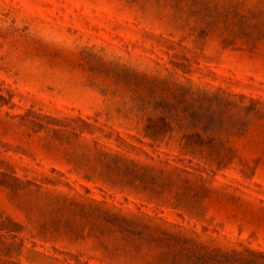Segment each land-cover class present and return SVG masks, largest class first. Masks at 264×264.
<instances>
[{"label": "rangeland", "instance_id": "obj_1", "mask_svg": "<svg viewBox=\"0 0 264 264\" xmlns=\"http://www.w3.org/2000/svg\"><path fill=\"white\" fill-rule=\"evenodd\" d=\"M0 264H264V0H0Z\"/></svg>", "mask_w": 264, "mask_h": 264}]
</instances>
